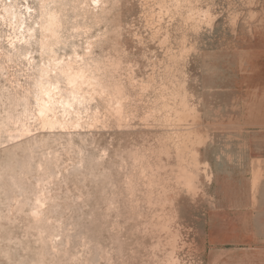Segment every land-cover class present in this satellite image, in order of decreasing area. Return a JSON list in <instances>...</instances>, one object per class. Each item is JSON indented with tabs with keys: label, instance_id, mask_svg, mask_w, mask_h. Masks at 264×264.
Here are the masks:
<instances>
[{
	"label": "rangeland",
	"instance_id": "rangeland-1",
	"mask_svg": "<svg viewBox=\"0 0 264 264\" xmlns=\"http://www.w3.org/2000/svg\"><path fill=\"white\" fill-rule=\"evenodd\" d=\"M101 1L50 2L31 73L0 26V264H264V0ZM61 60L86 78L43 130Z\"/></svg>",
	"mask_w": 264,
	"mask_h": 264
},
{
	"label": "bare ground",
	"instance_id": "bare-ground-1",
	"mask_svg": "<svg viewBox=\"0 0 264 264\" xmlns=\"http://www.w3.org/2000/svg\"><path fill=\"white\" fill-rule=\"evenodd\" d=\"M19 1L20 0H0V26L3 28L1 37L6 38V46L3 47V50L8 58L26 64L31 73L34 70L33 66L35 60L32 57V51L24 47L22 48V46H28L29 48L33 44L32 41H34L40 46L42 51L47 49L50 50L51 53H54V48H50L52 46L50 41L53 39L59 40L58 29L61 27V20H59L58 16L60 15L59 12L61 8L58 12L59 15L56 16V13L51 11L50 8V2H54V0H37L38 8L31 6L27 2L21 4ZM88 1L94 3V5L97 4L98 7L101 6L102 3L101 0ZM37 12H39V19L35 17ZM37 30L41 33L40 40H37ZM41 67V76H44L48 81L46 83H40L34 88L33 106L36 112L35 120L39 122L43 130L50 129L52 131L55 127L63 129V127L71 121V114L77 113V111L73 104L67 102L64 104L58 80L61 77L64 78L67 81V85L73 90L76 88L79 89V84L84 82L83 80H85L86 77L81 68H73V65L69 61L65 62L61 60L55 62L52 67L51 65L44 66L43 68ZM51 80H55V82ZM26 101H28V98L25 97V106L27 107L31 102L26 103ZM59 112H61L60 115ZM23 117H25V115H19L16 121L21 120ZM3 128L4 123L0 118V134ZM30 132L29 126L23 124L17 129V136L14 137H24L30 135Z\"/></svg>",
	"mask_w": 264,
	"mask_h": 264
}]
</instances>
